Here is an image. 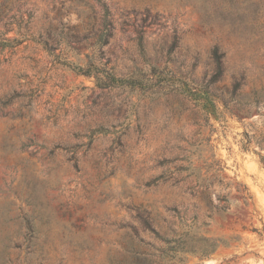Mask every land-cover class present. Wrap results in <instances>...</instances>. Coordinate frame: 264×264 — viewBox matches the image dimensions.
<instances>
[{"label":"rangeland","instance_id":"obj_1","mask_svg":"<svg viewBox=\"0 0 264 264\" xmlns=\"http://www.w3.org/2000/svg\"><path fill=\"white\" fill-rule=\"evenodd\" d=\"M6 29L0 264H264V0H0Z\"/></svg>","mask_w":264,"mask_h":264},{"label":"trees","instance_id":"obj_2","mask_svg":"<svg viewBox=\"0 0 264 264\" xmlns=\"http://www.w3.org/2000/svg\"><path fill=\"white\" fill-rule=\"evenodd\" d=\"M106 14H107V10H105L104 16ZM6 31H7V29L4 32H1V34H0V46H2V47L10 46V44L15 41V38H9V37L5 36ZM110 33H111V22H109V21L105 22L104 21L103 31L99 34L97 41H100L101 44L106 43L107 38L110 35ZM216 61L217 62L219 61L218 56H216ZM75 71L77 73L84 74L87 76L93 75L95 84L99 87H102V88L103 87H110V86H114V85H121L122 83H124L126 81V79H122V78L117 77L112 71L111 72L110 71H107V72L103 71L104 74H102V76H100L98 74V72H99L98 68L90 62L88 64L87 68L76 67ZM235 88L231 91V95L237 94ZM205 92L208 93V91H205ZM209 94L211 95L210 92H209ZM213 101L214 100H212V98L205 97V100L203 101L202 106H201L203 109L204 117H205L204 121L207 124H208L210 115L214 114L213 116H215V114H216L215 111H217L216 110L217 107L214 105ZM243 135H244V140H242V148L247 149L248 145H249L248 134L246 132H244ZM258 145H259L260 149L264 151V140L259 142ZM257 154L259 156V162L261 164H264V154H260L259 152H257ZM242 198L244 199L245 203H247V199H250L251 197L242 195ZM205 202H206V206L208 207L210 212H212L213 207H212V202H211L210 198L207 197ZM222 208H224V207H217L216 206V209H222ZM208 216L210 217V215H208ZM252 230L257 232L260 236H264V229L263 228L253 227ZM187 235H188V238L178 239L176 241L177 246L184 249V250H181L182 252L197 255L200 259L208 257L211 253H213L218 248V246L227 245L225 240L203 236L202 234H200L198 232V230H194L193 233H188ZM172 249H174V248H172ZM174 257H175V254L172 255L171 259H174ZM225 263H227V261Z\"/></svg>","mask_w":264,"mask_h":264},{"label":"water","instance_id":"obj_3","mask_svg":"<svg viewBox=\"0 0 264 264\" xmlns=\"http://www.w3.org/2000/svg\"><path fill=\"white\" fill-rule=\"evenodd\" d=\"M209 261H206L205 264H208Z\"/></svg>","mask_w":264,"mask_h":264}]
</instances>
